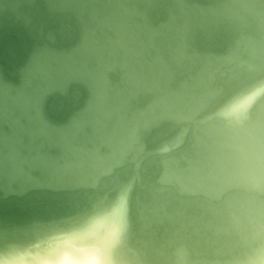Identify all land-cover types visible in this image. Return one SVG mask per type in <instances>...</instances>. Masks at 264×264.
I'll list each match as a JSON object with an SVG mask.
<instances>
[{
  "label": "bare ground",
  "instance_id": "1",
  "mask_svg": "<svg viewBox=\"0 0 264 264\" xmlns=\"http://www.w3.org/2000/svg\"><path fill=\"white\" fill-rule=\"evenodd\" d=\"M127 1L60 0V4L55 2L59 7L72 5L76 9L79 8L80 13L88 8V14L95 25L92 26L82 18V42L61 55L49 49L38 52L27 70L41 77L46 84L44 88H49L51 81L48 82L46 74L52 69L48 60L55 59L60 68L57 75L63 74L61 80L66 81L73 77L84 79L90 87L91 97L83 113L61 129L49 127L41 118L37 107L35 115L32 116L23 109L20 115L27 114L29 128L22 125L18 116L11 117L12 133L0 134V148H8L6 157L17 166L22 165L24 161L29 164L41 163L44 167H53L55 172L54 167L61 163L64 166L61 169L74 173L69 175L74 178L69 183L95 185L100 175L111 172L113 166L122 163L131 151L132 158L136 161L138 153L142 150L141 146L135 150L134 145L139 126H147L150 122L162 118H174L178 122L192 120L195 122L192 130L194 141L191 142L194 147L191 148L193 154L188 155L189 157L182 154L186 164H180V157L166 156L163 159L160 180L173 185L171 187L181 203L187 206V203H196L201 206L200 212L197 211L200 215L193 216L189 213L188 224L194 225L193 231L198 235L195 241L189 239V242L191 241L190 244L196 248L197 253H210L215 251L214 248L210 249L216 240L208 235L202 238L200 227H207L206 233L210 230V233L216 234L217 227L227 223L229 213L235 212L244 216L249 209L264 223V200L260 199V194L264 191H247L224 182L222 178H208V173L216 167L224 149L219 123L207 119L227 96L253 85L264 84V0H215L207 8H201L199 23H223L230 28V36L234 33V41L226 52L219 55L188 52L186 33L193 25V14L187 12L183 0H171L168 19L157 27L148 23L145 10L139 11L136 5H129ZM174 8L178 9V12H175ZM136 15H141L142 20L139 21ZM189 62L190 65H187ZM117 64L121 67V84L112 86L109 85L107 71L114 69ZM178 74L181 77L176 80V86L173 88L171 82ZM109 87H112L111 95L108 92ZM0 88V99L3 102L0 104V115H9L6 102L7 98H13L10 93L12 88L1 83ZM21 89L16 88V92H19L20 101H23V108H30L32 95L23 100ZM139 91L154 94L143 108L131 112L128 102ZM210 103L213 105L208 108ZM206 108L208 110L203 116L197 118V114ZM86 124L91 126L90 131H86ZM252 125L255 134L264 138V102L260 103L257 116L252 117ZM25 131L30 135L27 142L23 141L20 134ZM186 131L187 127L183 123L179 133L169 142H165L159 150L173 147L183 140ZM36 137L40 138L36 140L37 150L33 143ZM45 142L51 147H60L61 154L44 155L41 147ZM101 144L108 147L105 153L99 149ZM22 147L27 149V154L23 155ZM33 149L36 150L35 155H32ZM1 153L3 151L0 150ZM135 163L137 164V161ZM19 172L22 170L19 169ZM167 178H171V182H165ZM179 183L185 184L193 191L181 192ZM123 185L126 184L121 186ZM164 188L166 186L160 190L164 191ZM224 192L227 193L221 200ZM200 193L205 196L196 195ZM180 194H191V197ZM100 199L102 198L98 200ZM159 207L167 214L166 204L163 203ZM175 212L181 218L186 208H176ZM206 214L210 216L204 221ZM167 216L169 219L173 217L170 214ZM188 234L187 225L182 223L168 235L167 242L158 247L157 253L161 255L168 243L178 241V238L186 243ZM204 239L206 250L202 244ZM14 244L11 243L8 247ZM131 247L138 253L140 264H143L139 250L145 255L146 253L132 243ZM149 262L146 261L147 264Z\"/></svg>",
  "mask_w": 264,
  "mask_h": 264
},
{
  "label": "water",
  "instance_id": "2",
  "mask_svg": "<svg viewBox=\"0 0 264 264\" xmlns=\"http://www.w3.org/2000/svg\"><path fill=\"white\" fill-rule=\"evenodd\" d=\"M55 2L60 4V0H0V83L11 87L10 93L13 96L12 99L7 98L6 102L9 108L6 111L9 115L1 112L0 134L10 135L12 133L11 117L18 116L22 125L29 128L27 114L35 115V107L39 109L41 118L49 127L61 129L83 113L89 102L91 90L86 81L75 77L68 78L66 81L61 80L60 77L63 74L57 75L60 68L55 59L48 60L52 69L49 74H46L49 78L48 82L51 81L49 88H44L46 84L41 77L27 70L38 52L43 50L45 52L49 49L61 55L82 42V18L90 22L92 26L95 25L94 20L88 14V8L80 13L79 8L76 9L72 5L59 7ZM183 2L187 12L193 14L191 16L193 25L186 33L188 52H197L202 55L205 53L219 55L226 52L230 43L234 41V33L232 32L231 36L229 33L230 28L223 23L221 25L199 23L201 8H207L215 0H183ZM96 3L102 4L100 1ZM127 3L136 5L139 11L145 10L148 23L154 27L166 22L172 6L171 0H128ZM174 11L178 12V9L174 8ZM136 18L139 21L142 20L141 15H136ZM187 65H190V62ZM120 71L121 67L118 64L114 69L107 71L109 85L121 84ZM180 77L181 75L178 74L171 82L173 88ZM162 85H164L163 82ZM16 88H22L20 93L23 95L21 96L23 100L32 95L29 102L30 108H25V106L23 108V101H20ZM108 92L112 94V87H109ZM0 93H2L1 88ZM152 94L154 93L149 91H139L128 102L130 111L143 108L152 99ZM262 102L264 101L260 103ZM0 104H3L1 99ZM211 105L213 103H210L208 108ZM208 108L199 112L197 118H201ZM23 109L27 114L20 115ZM130 111L128 110V113ZM259 111L260 104L253 110L252 117H256ZM183 123L187 131L180 147H173L171 152L160 151L159 149L165 142H169L179 133ZM194 123L192 120L178 122L174 118H162L150 122L147 126H139L136 131L137 141L134 145L135 150L138 146H141L142 150L136 157L137 164L132 158L133 151H131L122 163L113 166L111 172L100 175L95 185L69 183L74 179L69 175L74 173L71 174V172H65L66 169H61L64 167L61 163L54 167L55 172L53 167H44L41 163L29 164L24 161L22 165L17 166L15 162H11L12 160L6 157L9 152H7L8 148L2 146L0 148L3 151L0 154V250H5L11 243L22 242L34 227L87 211L99 198L115 192L122 184L131 183L133 185L130 198L131 243L135 247L139 246L146 253L145 255L139 250L143 264H147L146 261H150L149 264H170L171 245L176 241L168 243L161 255L157 253V249L167 242L168 235L172 234L182 223L187 225L189 234L186 235L188 238L186 243L192 251L193 259L199 261L217 259L213 255L214 251L210 253L203 251L200 254L190 244L198 235L193 231L194 225L188 224L189 213L193 216L200 215L197 211L200 212L201 206L196 203H187L188 206L181 203L171 187L173 185L160 180L163 172V159L166 156L180 157V164H186L182 154L186 156L193 154L194 151L191 148L194 147L191 146V142L194 141L192 131ZM90 128L89 124L85 125L86 131H90ZM20 134L23 141L27 142L30 137L29 132H20ZM37 139L40 138L36 137L33 142L36 150ZM45 143L41 147L44 155L61 154L60 147L54 145L51 147L48 142ZM35 149L32 150V155H35ZM99 149L105 153L108 147L101 144ZM21 151L23 155L28 153L24 147ZM18 167L22 172H19ZM163 186L166 188L161 191ZM167 191L170 193H163ZM226 193L222 194L221 200L224 199ZM196 195L205 196L203 193ZM181 196L191 197V194ZM260 199L264 200V192L260 194ZM163 203L166 204V213L173 216L171 219L159 207ZM176 208H186L181 218L176 215ZM209 216V214L204 215V221ZM206 230L207 227H200V236L205 238L208 235L216 240L214 246L211 244L210 250L224 248L227 251V245L232 242V237L225 234H212L210 230L206 233ZM189 239H191L190 242ZM180 240L184 242L183 239L178 238V241ZM205 242L204 239L202 241L204 250H206ZM225 258L227 257H219L221 260Z\"/></svg>",
  "mask_w": 264,
  "mask_h": 264
},
{
  "label": "clouds",
  "instance_id": "3",
  "mask_svg": "<svg viewBox=\"0 0 264 264\" xmlns=\"http://www.w3.org/2000/svg\"><path fill=\"white\" fill-rule=\"evenodd\" d=\"M261 101L264 84L253 85L224 98L207 118L219 123L224 149L208 178H222L247 191H264V138L255 134L252 125L253 110ZM173 147L163 151L171 152ZM179 187L181 192L193 191L183 183ZM132 191L131 183L123 185L83 213L34 227L22 242L0 252V264H140L131 247ZM216 234L232 237L227 251L215 249L217 259L194 260L189 246L176 241L171 245L170 264H264V223L251 209L244 216L229 213Z\"/></svg>",
  "mask_w": 264,
  "mask_h": 264
}]
</instances>
